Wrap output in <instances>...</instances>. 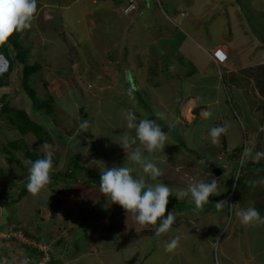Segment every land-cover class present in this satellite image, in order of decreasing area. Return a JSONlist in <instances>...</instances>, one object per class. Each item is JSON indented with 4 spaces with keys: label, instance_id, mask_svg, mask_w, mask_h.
I'll return each mask as SVG.
<instances>
[{
    "label": "crops",
    "instance_id": "0c3cea01",
    "mask_svg": "<svg viewBox=\"0 0 264 264\" xmlns=\"http://www.w3.org/2000/svg\"><path fill=\"white\" fill-rule=\"evenodd\" d=\"M39 1L37 2V12L31 23V27L24 30V35L21 40L22 46L27 52L26 60L29 63L39 64L40 66L37 72L31 76L30 82L39 91L38 96L40 100L47 101L49 98L54 99L55 102L52 104L56 109L54 116L59 114L60 118H63L62 121L55 120L56 122H53V127L51 128L59 131V136L64 131L67 133L68 131H74L75 128L76 131L80 130L79 124L81 117H85L88 114H95V112H101L99 109L93 111L92 108H100L102 105H108L106 107L108 112L106 113L109 115L117 112V117L114 118L117 122L119 119L122 126L115 125L116 129L108 128V130L112 131V136L119 138L116 135H121L127 130L126 114L133 109H124L123 112H120L119 106L115 104V101L112 102L108 98L104 99L103 93H97L96 89H91V93L82 92L80 86L83 82L94 83L95 86L99 84L97 87H99L100 92L102 91L103 85L101 84L106 74L103 72L102 67H100L102 71L100 70L97 73L93 72V75H90L91 73L85 69L87 66H82V62L69 57L68 54H65L67 55L65 57H68L67 60H63L62 58H57L58 62L49 60L46 52L47 48H45L47 42L46 35L52 33L53 29L49 24H52L50 22L53 19L59 17V9H68L70 6L63 5V3L57 6L49 2L42 3L44 0ZM76 1L78 0H74V2ZM159 1L163 3L165 8L162 9L163 13L157 14L148 9L140 16L147 18L144 26L146 32L149 33V31H152L150 34L155 35V38H143V46L146 42L144 48L136 46L139 50L146 51V55L143 58L134 57L136 58L135 61L130 59L133 57H119V59H113L107 67H112L109 71L113 75H116L113 80V87L123 89L124 93L127 94L151 93L149 95L156 101L158 100V103L166 110L170 106L167 115L173 113V116L159 117L156 115V118L147 116L149 115L147 111L136 113V123H139L141 118L153 119L168 135L164 154L158 152L150 158L147 155L148 153L144 152V156L151 159L161 169L164 173L160 177L162 182L172 189V197H169L167 212L173 209L176 210V219L173 226L168 232L157 236L155 227H140L135 223L131 214L127 217V214L120 206L114 204L110 206L106 205L104 203L106 199L100 192L98 198H95L91 194L87 199L81 198L80 200H85L87 203L86 206L92 207V210L102 207L105 208V206L109 207V210L105 208V211H108L113 219L112 233L108 234L106 239L104 235L100 234L91 236L87 251L81 254L76 248V245L72 246L70 242L72 235L60 234L64 231L62 223H60L61 229H58V234L55 232L50 233L52 227L48 229L49 223L44 224L42 227L37 226L40 223V216L39 214L38 216L36 215L38 211L35 212V210L38 208L37 205L33 204L30 205V209L38 217L34 220L33 226L30 225L31 223L28 218L23 217L22 222L18 225H20L19 227H22V225L27 226V229L23 226L24 238L19 239L17 237L11 239L12 244L21 245L23 249L16 251L7 242L10 245H8L9 247L7 246V250H3L8 252L15 264H30L27 263L28 261L23 262L22 260L26 257L29 260L34 255L33 253L30 255L31 248H29L26 242L23 243V240H30L29 238L35 240L37 243L47 245L48 242H51L49 243V247L52 255V264L53 262L56 264H122L126 252L130 251L127 256L128 259L132 252H142L139 249L144 247L146 243L150 245L148 248L152 246V249L155 251L157 250V247L154 246L155 244L158 245L163 242V247H165L166 243L176 237L179 238V245L184 244L185 235L193 231L190 225L196 228L194 230L195 235L204 237L213 235L212 238L218 240L222 231L221 226L226 222L225 210L227 204L222 208L223 210L214 208L215 203L205 205L202 208L203 210L206 208L210 209L207 215L212 217L211 222L220 224L219 227H216V225L212 226L213 224H209L210 220L208 218H202L200 216L201 213H199L200 211L195 210V207L192 206L194 202L191 201L190 197L183 199L185 204H187L183 208L181 206L184 204L182 203L183 201L180 200L182 201L181 204L175 198L176 190L187 188L190 182H211L215 178L217 179L219 193L222 194L224 190L228 189V185L225 183L226 180L223 179L228 169H226L224 164L222 166L218 165V161L227 160L228 163V151L238 150V147L244 142V136L246 137L245 144L248 145L251 151V153H247L249 156L248 161L250 163H256L258 160L264 162V157L256 159V153H263L262 151H264V33L258 36L255 28H250V24L246 19L247 13L242 12V0ZM250 2L258 7L260 15L259 21L256 24L259 25L258 29L264 32V0H250ZM46 8L51 9L47 12ZM236 9V14L232 15ZM115 10L117 12V9ZM238 10L240 13L235 18L234 16L238 14ZM117 14H119L117 17H121L119 12ZM118 23L119 21L115 19L114 25H119L120 27ZM165 32L169 33L170 36H167ZM128 33L131 34L132 31H128ZM25 35L26 37H24ZM137 35L138 31L136 32L135 38L133 37V41H128L129 54L132 49L133 53H135L134 56L141 52L138 51L136 53V50L134 51L136 38H142ZM55 41L59 43V36L56 37ZM147 42L150 43L148 48ZM184 45L192 46V51H188V53L184 52ZM218 48L223 49L228 55L227 63L223 67H217L210 57V53ZM151 50L165 51L166 55L152 57V55H148L147 53V51L151 52ZM167 54L173 58L167 57ZM13 56L16 58V53ZM61 61L64 62L57 67ZM128 61H130V64H126ZM96 64L101 66L102 62L97 61ZM125 64L126 66H124ZM121 66L124 67L122 68ZM176 72H179V74ZM94 75L96 78H94ZM21 76L22 72L15 79L11 78L9 82L5 80L6 83L2 86L0 85L1 97H6L10 101L8 99L9 96L3 93H22L19 84L17 87V82ZM131 78L136 86L135 91L132 89ZM138 97L143 100L141 96ZM85 103L88 106V111L85 110ZM152 110L154 111V109ZM40 116L41 118L44 116L45 119L51 118V116L42 111H40ZM56 118L58 119V117ZM70 120L73 122L67 123ZM47 124L49 125V123ZM93 124L91 126L89 125L90 129H95V131L102 130L101 132L106 130L105 125H99L97 122ZM220 126H226V131L214 143L209 134L210 129ZM129 131H132L134 135V130ZM33 139H35L34 136ZM106 141L109 142V140ZM36 145L40 148L42 144L37 140V143L33 146L36 148ZM49 145L51 146V152H57L52 144ZM138 146V144L133 145L132 148L125 149L124 151L121 140H118L111 145L115 150L117 149L114 157L109 161H105V159L101 160L91 154L94 160L93 163L105 161V167L111 168V163L122 156H126V152H131ZM38 153L44 158L43 151H38ZM54 158L59 160L58 156H53ZM232 159L234 158L232 157L230 162ZM200 161H203V163H200ZM97 164H94L93 171L97 169V166L99 169H102L103 166ZM133 169L132 175L134 177L138 172L144 174L139 165H134ZM194 171L195 175L193 173ZM251 173L258 174L256 178L264 176L258 170L251 172L247 169L244 176V186L246 188L242 187V190L245 188V191L249 194H253L256 191V189L252 188L253 185L255 188L258 186L252 184V178L249 179ZM82 176L84 175L82 174ZM145 178L148 183H152L146 176ZM71 181L69 180L66 184H69ZM94 181L96 182L97 180L91 182ZM92 188H99V182L95 183V185L89 184L83 192L89 195L90 192L97 191L90 190ZM252 190L253 193L251 192ZM263 190L264 181L257 188V191ZM43 192L44 190L41 193ZM235 194H237V191ZM254 200L259 202L258 197ZM100 201L101 203H99ZM80 206V204H72L70 207L72 208L71 210L70 208L61 209L65 211L64 213L67 215L66 219L70 220L71 224H78L80 220L82 222L85 220V218L82 220L80 216L69 215L70 211ZM240 208H243L242 205L237 206L236 210L238 211ZM215 209L221 210L223 213H216L217 210ZM61 210H59L60 213L58 215L60 219L64 215ZM200 220L208 221V227L201 229ZM219 220L221 221L219 222ZM252 225L262 224L256 222ZM23 227L21 228L22 230ZM213 228L214 230H211ZM75 229L76 227L71 228V231ZM202 232L203 234H201ZM123 234L127 237V242L125 243L122 240ZM48 235L50 236L48 237ZM225 235L227 236L228 232H225ZM263 235L261 233V236ZM37 239L41 242H38ZM5 241L0 240V243H4ZM111 243H114L116 247L112 248ZM5 246H0V248L4 249L6 248ZM10 250L13 252H9ZM15 251L17 254L23 251L24 256H17ZM172 252L175 254L168 258L169 261L181 252V248L177 247ZM238 254L237 248V251L232 252L229 256L230 259H228V253L224 252V257L220 259L219 264H242L246 258L241 260V263H238ZM159 257H157L153 264H168L166 261H158ZM130 263L132 264L131 256ZM246 263L264 264V260L260 259L258 255H250L247 257ZM187 264L192 263L190 261Z\"/></svg>",
    "mask_w": 264,
    "mask_h": 264
},
{
    "label": "rangeland",
    "instance_id": "374dc122",
    "mask_svg": "<svg viewBox=\"0 0 264 264\" xmlns=\"http://www.w3.org/2000/svg\"><path fill=\"white\" fill-rule=\"evenodd\" d=\"M129 1V5H128ZM78 0L74 2V0H44L42 3H51L57 6H60L62 3L63 5H69L70 8L68 9H59V17L53 19L49 24V26L52 29V33L49 35H46V52L48 55L49 60L57 61V58H62L63 60H67L68 57H65L68 54L69 57H72L73 59L78 60L79 62H82V66H87L85 69L89 71L93 75V72H99L100 70L105 72L104 80L102 81V91L100 92L99 84L94 85V83H88L83 82L81 87V90L83 93H91V89H96L97 93H103V97L110 99V101H115V104L119 106L120 112H123L124 109L126 110H132L135 115L136 113H140V111H147V109H154V115L153 118H156V115L159 117L163 116H173V113L170 115H167V111L170 109V106L167 108V110L158 103V100L156 101L151 95V93H124L123 89H119L116 87H113V80L115 79L116 75L109 71L112 67H107L113 59H116L119 57L121 58H130L131 60L135 61L136 58H143V56L146 55V51L139 50L137 48L138 46L143 47V38H155V35H152V31L146 32V29L144 28L147 18L140 17L139 20H134L133 22H130L129 15L138 16L140 13H142L146 8H144V5L139 3L141 0ZM236 1V0H235ZM37 2H40L37 0ZM71 2V3H70ZM74 2V3H73ZM138 3V4H137ZM162 4V3H161ZM237 4V2H236ZM226 6V5H224ZM263 6V4H262ZM241 7L242 12L247 13L246 19L247 22L250 24V28H255L256 34L259 36L262 35L264 32L261 31L259 28V25L256 24V22L259 21V12L258 7L254 6L250 0H242L241 1ZM138 8L137 11H135L133 14L131 13L132 9ZM151 11L155 13L162 12V9L164 8V5L162 4L161 8L157 7L154 4H151L148 7ZM51 8H46V11L48 12ZM120 13L121 17H117V12ZM166 12V10H164ZM237 9L235 12H233L232 15L236 14ZM163 13V12H162ZM240 11L238 10V14L234 17L237 18ZM63 18V19H61ZM118 20L120 24L114 25V20ZM137 22V24H135ZM128 31H132L131 34L128 33ZM138 31L137 36H141L142 38H136V44H134V51L136 50V53L138 51H141L143 53H139L138 55L134 56L135 53H133L132 49L129 54V48H128V41H133V37L135 38L136 32ZM167 36H170L169 33L165 32ZM59 36V43L55 41L56 37ZM149 42H147V48L149 46ZM137 46V47H136ZM44 48V49H45ZM119 49V51H117ZM69 51V53H68ZM184 52L188 53V51H192V46L184 45ZM148 55H152V57H157L159 55L165 56V51H157V50H151V52H148ZM14 53H12L11 56H13ZM136 57V58H134ZM167 57L173 58L171 55L167 54ZM12 69L11 73L8 76L7 81H11L12 79H15L16 76H19L20 73L23 70L24 65L21 63L20 59L15 58L14 61H12L11 58H9ZM98 62H102L101 66L99 64H96ZM64 61H61L58 63L57 67L62 65ZM34 64V63H29ZM107 64V65H106ZM123 64V63H122ZM130 64V61L128 63ZM126 64L124 66H126ZM124 66H121L122 68ZM102 67V69H100ZM107 67V69H106ZM179 74V72H176ZM96 75V74H95ZM94 75V78L96 76ZM16 81V80H15ZM131 84L132 89L136 88L135 83L133 82L131 78ZM21 89L22 93H3L7 94L9 97H1L0 93V100L3 101L2 104H0V113L3 111L4 106H6V103H10V106L13 107H25L24 109L30 111L31 116L33 120L37 123H40L43 126V129L48 133L49 137L52 138L47 141L46 144H52L54 148L57 150V152L52 151L53 156H58L59 160L57 158L53 159V168L51 170L50 176L51 181L44 189L43 193H40L37 196H34L30 194L29 192L27 195H24L22 199L16 203V204H10L8 206H4V203H7V199L9 197L16 198L19 196L20 193V187L26 186V183L28 182V168L30 167L29 164L26 163V161H29L30 159L25 155V153L22 150L16 151L12 149L14 152V155H7L4 148L11 147L10 143L21 140L22 142L19 144L22 149H27L30 151H38L39 147L36 145V148L33 146L35 143H37L38 138L35 137L33 139V136H15L16 135V129H10V125L0 118V167L3 169V173H0V238L5 236H9L13 231V224H20L22 222V218L26 217L28 218L30 225L33 226L34 220L38 218V214L40 216V223L39 227H42L44 224L49 223L48 229L52 227V230L50 233L55 232L58 234L59 230L61 229L60 223H62L64 231H62L60 234H68L72 235V240H70L72 246L76 245V248L79 252L84 253L88 249V243L91 240V236L100 234L104 235L105 239L108 234H111V228L113 226V219L111 218V214L108 211H105V208L109 210V207L105 208H98L95 210H92L90 206H86V201L80 200L81 198L87 199L88 196H91V194L94 195L95 198L99 197V188H92L90 190H97L96 192H90L84 193L87 189V186L89 184L95 185V183L99 182L100 179V169L98 166L97 169L90 174H86L85 172H78L77 175H81L78 177H75L69 184H66L65 176H67L70 173V165H73V161H70V159L73 156H76L75 150H77V143L82 142L85 143L83 146L79 145L78 152H82V158H81V164H84L88 166L89 168L93 169L94 164L93 163V156L97 157L99 159H105V161H109L112 157H114V154L117 152V149L115 150L114 147H111L114 143H116L118 140H120V135H116L119 138H116L112 136L113 134L111 130H108V128H114L116 129V126L122 127L121 123L118 119V122L114 117H117V112H114L112 114L106 113L108 112V109L106 108L108 105H102L100 108H92L93 111L95 109H99L101 112H95V114H88L85 115V117H81V120H89V125L91 126L93 123H99V125H105L106 130H103V132L95 129H88V132L80 133L76 132L71 133V136L69 134L65 133V131L62 133L61 136H59V131H55V128L53 127V122L62 121V117L60 118L59 114L57 116H53L49 119H45L44 116H40V111H38L32 102H23L25 97L27 98L25 92H24V86L21 82V78L17 82V87ZM89 84V85H88ZM32 89L36 93H39L37 88H34L33 84L30 82L29 84ZM111 85V86H110ZM154 95V94H152ZM138 96H141L143 100H141ZM157 98V97H156ZM28 99V98H27ZM107 99V100H108ZM158 99V98H157ZM27 101V100H26ZM105 102V101H104ZM8 103V104H9ZM85 110L88 111V106L85 103L84 104ZM55 109V108H54ZM173 109V108H172ZM56 110V109H55ZM156 111H160L157 112ZM122 116V115H120ZM58 117V119L56 118ZM73 121H69L67 123H71ZM49 123V125L47 124ZM94 125V124H93ZM116 125V126H115ZM103 126V127H105ZM76 128L74 129V131ZM70 132V131H68ZM247 136V135H246ZM245 136H244V142L238 147V150L240 151V156L242 158L237 160L238 167L235 166V161H231L228 158L227 160H221L218 161V165L222 166L223 164L226 166L227 172H225V175L223 177L225 183L232 188V182L233 179L238 178V175L243 178L245 176V171L247 167H251L248 164L250 161H248L249 156L247 157L246 161L244 162L243 166H241V162H243V155L247 153H251L250 149L248 148V145L245 144ZM45 139V138H43ZM109 140L107 142L106 140ZM32 141V142H31ZM39 141V140H38ZM86 141V142H85ZM27 142V143H26ZM94 144L95 147L91 151L93 156H91L90 153H88L89 149L92 148L90 146H86V143ZM111 147V148H110ZM112 152V153H111ZM264 153V151H262ZM232 152L228 151V155H231ZM40 155V153H39ZM78 155V154H77ZM148 155V154H147ZM80 156V154H79ZM152 157V156H151ZM150 157V158H151ZM62 159V161H61ZM121 160V162H120ZM31 161V160H30ZM105 161L103 162L105 164ZM260 160H258L259 162ZM59 162V164H58ZM256 161V163H258ZM112 167L117 166L120 167L122 165L134 167V164L126 159V156H122L119 159H117L115 162L111 163ZM57 165V167H55ZM98 165V164H97ZM259 172L264 175V162L261 160L259 163ZM101 167V166H100ZM254 167H252L253 169ZM102 170V169H101ZM93 171V170H92ZM239 171V173L237 172ZM5 173L7 176H5ZM195 175V171L193 172ZM61 174V181L57 182L54 180L55 175ZM82 174L84 176H82ZM136 174V173H135ZM236 174V175H235ZM247 174V173H246ZM258 174L251 173V176L249 179L252 178V184L258 185L256 188L253 185L252 188L256 189V191L253 193V190L251 191L253 194H249L245 191L246 186H244V190H242V185L239 186L237 189V194H235V189L232 190V194H234V198L232 194L228 198V205H242L243 208H249V207H255L259 213L260 217L264 219V190L263 191H257V188L262 184L264 181V176H259V178H256ZM134 176V175H133ZM140 176H145V174H142L141 172H138L134 178H139ZM80 177V178H79ZM86 177V179H85ZM94 177V178H93ZM254 178V179H253ZM94 180H97L96 182H91ZM169 179V178H167ZM158 180L162 182L161 178L158 177ZM65 182V183H64ZM152 183H155V181H151ZM72 183V184H71ZM241 183H244L241 181ZM52 185V186H51ZM222 185V184H221ZM244 185V184H243ZM170 187V186H169ZM249 187V186H248ZM219 191V189H218ZM223 191V190H222ZM220 192V191H219ZM260 193V194H258ZM258 195V196H257ZM262 195V196H259ZM255 196V198H254ZM171 197V196H170ZM258 197V201H255ZM176 198V195H175ZM101 199V198H100ZM102 200V199H101ZM183 201V199H182ZM182 201H178L181 203ZM77 202V203H76ZM88 202V201H87ZM185 203V201H183ZM101 203V201L99 202ZM107 205V202H104ZM230 203V204H229ZM37 205L36 212L37 216L33 213L32 209H30V205ZM74 204H80V207H76L74 210L69 212V215L73 216H80V218L85 220L82 222H78V224H74L70 222V220H67V215L64 213V210H61L62 208H70L71 205ZM216 204V203H215ZM187 205V204H185ZM23 206V207H22ZM216 207L215 205L213 206ZM228 208L229 213H226L225 216V224L222 227V231L220 234V237L217 239H213V235H210V237L201 236V235H195L194 230L196 229L193 225H190L193 229L191 233L186 234L184 238V244H180L178 247L181 248V252L176 255V257H173L171 261L168 260V258L171 255H174L175 253L166 251V246H164L163 242H161L158 245H154L157 247V250H153L152 246L148 248L150 245H144V247L140 248L139 251H134L135 253H131V262L132 264H153L154 261L157 259L158 256L159 260L162 262H168V264H187L191 261L192 264H219L220 259L224 257V252L228 253V259H230V254L232 252L237 251L238 248V256L241 258H237L238 263H241V260H245L242 262V264H247L246 260L247 257L250 255H258L260 259L264 260V235L261 236V233L264 234V224L262 225H243L240 223L239 218H236V208ZM72 208H70L71 210ZM59 210L64 213L63 217L60 219L58 217ZM208 208L205 210L200 211L199 213L202 218H208L210 220L209 224H213L212 226L216 227L220 226L219 223L211 222L212 217H209L207 214L209 213ZM217 210V209H215ZM223 210V209H222ZM56 211V212H55ZM55 212V213H54ZM217 212L223 213L221 210H217ZM215 214V212H214ZM89 216V217H88ZM70 219V218H69ZM207 219V220H208ZM200 228L205 229L208 227L209 224H207L208 221L200 220ZM221 220H219L220 222ZM207 224V225H206ZM25 227L27 229V226L22 225V227ZM21 227V228H22ZM20 228L18 231H24ZM74 231H71V228H75ZM211 228V226H210ZM46 229V228H45ZM44 229V230H45ZM211 230H214L211 229ZM27 231V230H26ZM31 231V230H29ZM77 232V233H76ZM228 232V235L224 236V233ZM203 234V232L201 233ZM215 234V233H214ZM51 235V234H50ZM48 235V237L50 236ZM47 237V235H45ZM224 236V237H223ZM22 236H18L19 239H21ZM24 237V236H23ZM13 238V236H12ZM248 238V240H246ZM31 239V238H29ZM33 240V239H31ZM123 242H127V237L125 234L122 236ZM250 240V241H249ZM27 241L23 240V243ZM11 244V247L13 249L22 250L21 245H14L12 244V241H9ZM51 242H48V245ZM7 244L6 248H0V263L2 264H11L14 263V260L12 257L8 254V252L3 251L7 250V246L10 245ZM112 244V248L116 247L114 246V243ZM110 244V245H111ZM4 243H0V246H3ZM71 246V247H72ZM9 247V246H8ZM75 249V248H74ZM124 249V248H122ZM2 251V252H1ZM15 251V252H16ZM13 252V251H9ZM124 252L125 249H124ZM130 252V251H129ZM126 252V255L124 256L123 263L122 264H131L130 263V256L127 259L128 253ZM241 252V253H240ZM80 254V253H79ZM17 255V252H16ZM30 255L32 253L30 252ZM127 259V260H126ZM31 264L30 262H28ZM53 264H56L53 262Z\"/></svg>",
    "mask_w": 264,
    "mask_h": 264
},
{
    "label": "clouds",
    "instance_id": "9594fccd",
    "mask_svg": "<svg viewBox=\"0 0 264 264\" xmlns=\"http://www.w3.org/2000/svg\"><path fill=\"white\" fill-rule=\"evenodd\" d=\"M36 12L37 0H0V47H11L8 43L10 38L15 33L30 28ZM213 53L214 51L210 53L211 59ZM3 55L5 56V54ZM8 61L10 71L0 81L7 80L11 73L12 64L9 59ZM125 119L127 130L120 135L122 148L125 151V149L132 148L133 145H139L131 152H126V159L139 165L147 179L155 181V183H148L145 176L134 178L132 167L123 165L107 168L103 162H97L103 166L102 170L100 169L99 192L105 197L108 206L113 204L120 206L127 217L131 214L135 223L140 227H155L156 235L159 236L168 232L173 226L176 210L167 212L172 189L158 180V177L163 176L164 173L151 159L144 156V152H147L149 157L158 152L164 154L168 135L153 119L141 118L139 123H136L137 117L132 111L127 112ZM79 128L83 132H88L89 120H81ZM129 130H134V135ZM225 131L226 126L213 127L209 134L215 143ZM50 148L49 144H42L38 151L44 152V158L26 161L30 165L26 187L27 191L34 196L39 195L51 181L53 153ZM247 157L248 155L244 154L243 160L246 161ZM261 157H264V153L257 152L256 159ZM218 194V183L215 178L211 182H190L187 188L178 189L175 192L177 201L190 197L197 209H201L203 204L209 202L211 196ZM226 204V201L221 200L215 206L217 209H222ZM237 206L228 205L229 208ZM236 215L243 225H252L256 222L264 224V219L260 217V213L255 207L240 208ZM178 246L179 238H173L166 243V251L171 252Z\"/></svg>",
    "mask_w": 264,
    "mask_h": 264
},
{
    "label": "trees",
    "instance_id": "16d2710c",
    "mask_svg": "<svg viewBox=\"0 0 264 264\" xmlns=\"http://www.w3.org/2000/svg\"><path fill=\"white\" fill-rule=\"evenodd\" d=\"M139 3L143 4L144 8H146V10L149 9L148 7L151 4L156 5L158 8L161 7L162 4H163L159 0H141V1H139ZM137 9L138 8L132 9L131 10V14H133L135 11H137ZM144 11L142 13H140L138 16L140 17L144 13ZM138 16L132 15V17H131V15H129V20H131V22H133L134 20H138V18H139ZM135 24H137V22H135ZM23 35H24V31L15 33L10 38V40L8 42L11 45V47H8V46L0 47V52L5 54V56L8 59L11 58L12 61H14L15 57L11 56V55H12V53H16V58L20 59L21 62L23 63V65H24L23 70H22V76L20 78H21V82H22V84L24 86V92H25V94H26L28 99L25 97L23 102L25 103V102L30 101V102L33 103V105L35 106V108L38 111H42L44 113H47L49 116L53 117L55 112H56V110L54 109V107L52 105L55 102L54 99L49 98V100H47V101L46 100H44V101L40 100V97L38 96V93H36L34 91V89H32L31 86L29 85L31 76L35 72H37V69L40 68V66H39V64H33V65L29 64V62L26 60L27 52L24 49V47L22 46V40H21ZM24 37H26V35ZM5 83H6L5 80H1L0 81V85L1 86L4 85ZM2 102L3 101L0 100V104H2ZM8 103H6L7 105L4 106L3 111L0 113V118L5 120L10 125L9 130L10 129H14V128L16 129V132H15L16 135L15 136H19V137L23 136L24 137V136H30V135L33 136V135H35L38 138V140H39V142L41 144H45L47 141H50L49 140L50 137H49L48 133L43 129V126L40 123H37V122H35L33 120L32 116H31V113H30V111H28V109L25 110L24 109L25 107H23V108H21V107L19 108V107H15V106L11 107L10 103L9 104ZM147 114H149L147 116H150V118H152L153 115H154V112H153L152 109L149 108L147 110ZM76 132H79V135H80V133H83L80 130H77V131L75 130V131L67 132V134H69V136H71V133H75L76 134ZM62 133H61V135H62ZM43 138H45V139H43ZM50 139H52V138H50ZM21 142H22L21 140H18V141L10 143L11 147L4 148L6 154L13 156L14 152L12 151V149H14L16 151L22 150L25 153V155L31 161H35L37 159H42L43 158L41 155H39L38 151H30V150H28V148L27 149H22L21 146L19 145ZM84 144L85 143H82V142L77 143V150H75L76 156H73L70 159V161H73L74 163H73L72 166L70 165V169H71L70 173L67 176H65V179H66L65 181L66 182H69V180H73L75 177H78L79 176V175H77L78 172H85L86 174H90L91 172L94 173V171H92L91 168H89L88 166H86L84 164H81V162H80L81 158L83 156H82V152L81 153L78 152L79 151L78 146L79 145L83 146ZM86 146L92 147L88 151V153L92 154L91 151L93 150L95 145L94 144H90V143L87 142ZM231 152H233V153L231 155H228V158L230 160L233 157L234 159H232V161L233 160L235 161V166L234 167H238L239 164L238 165H236V164L238 162L237 160H239L241 158L240 151L239 150H236V151L232 150ZM79 154H80V156H79ZM241 160H242V158H241ZM239 163H240V160H239ZM259 163H255V162L254 163H249L248 165L251 166V167H249V168L247 167V169L249 171H251V172H255V171L259 170V166H258ZM58 164H59V162H58ZM243 164L244 163L241 162V166H243ZM252 167H254V168L252 169ZM247 169H246V171H247ZM237 172H239V171H237ZM0 173H3V169L1 167H0ZM5 176H7L6 173H5ZM61 177H63V176H61V174L55 175L54 180L59 182ZM243 179L245 181L244 177L241 178V176L238 175L237 179L236 178H235V180L233 179L232 186H234V187L231 188L229 186L228 189L224 190V192L222 194L219 193L218 195L211 196L209 198V202L203 204L202 208H204L205 205L214 204V203H217V202H219L221 200L226 201L227 204H228V198L232 194V190L235 189V192H236L240 185H242L244 187V185H243L244 183L243 184L241 183V181H243ZM27 183H26V185H27ZM20 188L21 189H20L19 196L16 197V198H13L12 196L9 197L7 199V203L3 204L4 206H8L10 204H16L22 199V197L24 195H27V193H28L27 187L26 186H23V187L21 186ZM232 196L234 198L235 195L232 194ZM182 203H184V202H182ZM181 206L184 208L185 203L183 205H181ZM192 206L195 207V210H198V212L203 210L202 208H201L202 210L201 209H197L194 203H192ZM225 211H226L227 214L229 213L228 208H226ZM19 226L20 225H18V224H13L12 228H13V230L17 231V230H19L21 228ZM38 242H41V241L38 240ZM31 250H32L31 253H33L34 255H32V257L30 259H31V262H33L35 257H38L42 253H40V252H38L37 250H34V249H31ZM26 259H27V257L23 258L22 259L23 262H27V261L30 262V259L29 260L28 259L26 260ZM0 264H2V263H0Z\"/></svg>",
    "mask_w": 264,
    "mask_h": 264
},
{
    "label": "built area",
    "instance_id": "2783aa9c",
    "mask_svg": "<svg viewBox=\"0 0 264 264\" xmlns=\"http://www.w3.org/2000/svg\"><path fill=\"white\" fill-rule=\"evenodd\" d=\"M212 59L218 67H221L228 60V56L223 49H217L214 51ZM9 71H10V63L8 59L2 53H0V79L3 78L6 74H8ZM23 234L24 233L22 231L13 230L9 236L4 235V237L0 238V240H6L7 242H9L11 241L12 236L13 238H17L18 236L23 237L24 236ZM25 241H27L26 244L29 246V248L37 250L38 252L42 253L38 257H35L32 264H52V255L49 245L43 243H37L35 240H31V239ZM7 242L4 243L7 244ZM17 256L23 257L24 256L23 251H21L20 254H17Z\"/></svg>",
    "mask_w": 264,
    "mask_h": 264
}]
</instances>
